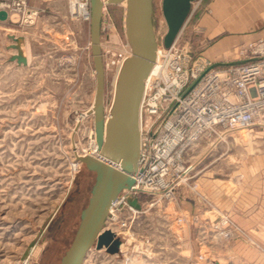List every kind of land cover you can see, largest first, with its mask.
I'll list each match as a JSON object with an SVG mask.
<instances>
[{
	"label": "rangeland",
	"instance_id": "374dc122",
	"mask_svg": "<svg viewBox=\"0 0 264 264\" xmlns=\"http://www.w3.org/2000/svg\"><path fill=\"white\" fill-rule=\"evenodd\" d=\"M52 1L56 3L52 9L39 6L35 10L27 0V9L37 13L31 25L12 23L9 12L6 19L0 20V264H59L73 239L95 178L83 164L73 176L71 171V144L85 146L86 129L91 127L94 132V115L79 125L75 122L94 102L96 92L90 25L71 21L67 13L65 18H57L59 15L53 12H59V0ZM212 1L193 4L177 39L178 45H187L194 55L203 58L208 42L198 19L209 13ZM160 4L161 0H153L152 21L158 46L166 32ZM239 7L264 14V0H241ZM123 22L121 4L102 7L99 40L104 115L116 82L113 70L104 63L127 55ZM55 24L58 27H53ZM31 33L46 52L41 64L18 66L10 62L16 51L8 46L16 44L23 53L25 42L20 37ZM11 35L18 41L13 42ZM243 43L248 42L241 46ZM235 60H239L238 53ZM196 155L176 199L144 210L133 227L134 237L122 251L111 254L105 248L92 247L82 264H126L127 257L137 258L140 264H264V226L241 224V220L247 223L254 218L250 211L260 209L259 202H263L264 136L255 129L226 134L223 140L202 143ZM187 185H195L215 208L216 212L204 216L214 219L229 214L245 236L228 243L210 240L200 249L199 222H176L180 217L188 220L200 209L192 201ZM247 198H253V202ZM199 216L202 219L201 211ZM199 253L204 255L202 262L197 261Z\"/></svg>",
	"mask_w": 264,
	"mask_h": 264
},
{
	"label": "built area",
	"instance_id": "2783aa9c",
	"mask_svg": "<svg viewBox=\"0 0 264 264\" xmlns=\"http://www.w3.org/2000/svg\"><path fill=\"white\" fill-rule=\"evenodd\" d=\"M67 2L71 21L90 23V0ZM0 8L19 15L21 25H31L37 15L27 9V0H5ZM178 37L167 49L157 44L139 106L138 168L131 175V187L118 194L104 222L103 231L119 240L118 252L134 237L133 227L144 210L176 199L202 143L223 140L226 134L241 130L255 129L264 136V38L242 45L238 62L216 67L187 45H178ZM125 52L119 61L104 63L114 76L130 54L128 46ZM88 130L87 141L97 151L95 134L91 127ZM195 187H189L191 199L200 209L188 220L180 217L176 222H199V248L207 247L210 240L228 243L243 238V231L224 214L214 219L204 216L216 210ZM130 199L136 200L139 209ZM203 260L199 253L197 261Z\"/></svg>",
	"mask_w": 264,
	"mask_h": 264
},
{
	"label": "water",
	"instance_id": "95a60500",
	"mask_svg": "<svg viewBox=\"0 0 264 264\" xmlns=\"http://www.w3.org/2000/svg\"><path fill=\"white\" fill-rule=\"evenodd\" d=\"M124 0H90V44L96 74V92L92 106L97 157H76L85 168L95 174L94 183L86 206L81 210L79 224L73 239L59 264H82L88 251L105 248L108 253L118 252L119 240L109 231H103L108 211L118 194L129 189L131 175L138 168L140 151L139 106L144 83L155 60L157 41L152 21L153 0H125L124 36L130 54L123 61L107 115L103 113V68L100 55L99 25L101 9L107 5L121 4ZM199 0H161L160 9L166 25L162 46L167 49L176 40L192 13V6ZM7 12L0 11V20ZM12 23L19 22V15L10 14ZM13 42L18 39L9 36ZM9 58L18 66L27 61L20 48ZM130 203L139 209L135 199Z\"/></svg>",
	"mask_w": 264,
	"mask_h": 264
},
{
	"label": "crops",
	"instance_id": "0c3cea01",
	"mask_svg": "<svg viewBox=\"0 0 264 264\" xmlns=\"http://www.w3.org/2000/svg\"><path fill=\"white\" fill-rule=\"evenodd\" d=\"M28 5L32 9L38 10L37 7L39 6H44L45 9H52L56 3H53L52 0H28ZM58 5L59 12L53 13L57 16L59 15L58 17L56 16L57 18L63 19L67 13V0H59ZM240 5L241 0H213L209 3V13L201 15L198 19V24L204 29L208 42V48L205 51L206 55L203 53L202 55L216 67H224L228 64L236 63V55L242 42L264 38V14L261 16L257 13V10L248 7L246 8L247 10H241ZM241 13L244 15H241ZM248 13L252 14L249 15ZM59 24L61 25L62 22ZM53 27H58V24ZM20 38L24 39L25 42L22 54L26 58V66L29 64H41L42 58L46 56L45 49L41 46L42 43L35 40L36 37L33 36V33L30 36H21ZM34 42L38 45H35ZM226 53L228 55L219 56ZM247 199H250L249 202H253V198ZM259 203H261L260 209L249 213L251 216L254 215V218L250 217L247 223L241 220V224L244 226H264V198L263 202ZM257 216L262 217L258 219ZM228 217L236 222L229 214ZM252 244L262 246L259 243Z\"/></svg>",
	"mask_w": 264,
	"mask_h": 264
},
{
	"label": "bare ground",
	"instance_id": "6f19581e",
	"mask_svg": "<svg viewBox=\"0 0 264 264\" xmlns=\"http://www.w3.org/2000/svg\"><path fill=\"white\" fill-rule=\"evenodd\" d=\"M121 5L125 8L126 7V3H125V0L121 2ZM24 43V42H23ZM122 62V60H121ZM117 75L114 76V79H116L117 81ZM148 76V75H147ZM113 79V80H114ZM147 77H146V80H145V83H144V86L147 84ZM115 85H116V82H115ZM94 103V102H93ZM93 103L91 104V106L86 110L84 111L83 113H81L79 115V117L76 119V123L81 124L82 121H86L88 120L91 116H93V109H92V106H93ZM109 110V109H107ZM77 128V127H76ZM74 131V130H73ZM250 132V130H241L239 131L238 133H248ZM86 136L89 134L88 132V129H86ZM71 147H72V151H73V157L74 159L76 157H83V156H92V157H97V151L94 150V147H91L90 143H88V141L86 142V145L85 146H81L79 143H76V142H73V144H71ZM195 158H198L197 155ZM80 162L78 161H74V163L72 162L71 163V171H72V176H73V173L75 172V170L77 168H79L80 166ZM71 176V177H72ZM126 264H140V261L137 260V258H134V259H127V262Z\"/></svg>",
	"mask_w": 264,
	"mask_h": 264
}]
</instances>
